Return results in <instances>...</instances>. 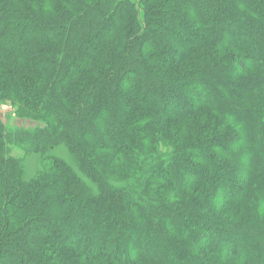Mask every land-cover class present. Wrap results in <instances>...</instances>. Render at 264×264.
Listing matches in <instances>:
<instances>
[{"label": "trees", "instance_id": "trees-1", "mask_svg": "<svg viewBox=\"0 0 264 264\" xmlns=\"http://www.w3.org/2000/svg\"><path fill=\"white\" fill-rule=\"evenodd\" d=\"M3 102L0 264H264V0H0Z\"/></svg>", "mask_w": 264, "mask_h": 264}, {"label": "rangeland", "instance_id": "rangeland-1", "mask_svg": "<svg viewBox=\"0 0 264 264\" xmlns=\"http://www.w3.org/2000/svg\"><path fill=\"white\" fill-rule=\"evenodd\" d=\"M0 118L3 123L9 128H23V129H36L42 126L34 120L24 119L19 117L17 109L10 102L0 103ZM19 154V153H17ZM54 157L61 158L71 164L70 157L65 149H57L51 153ZM40 160L37 157H32L27 160L24 166V172L27 177L33 176L36 172L41 170Z\"/></svg>", "mask_w": 264, "mask_h": 264}]
</instances>
